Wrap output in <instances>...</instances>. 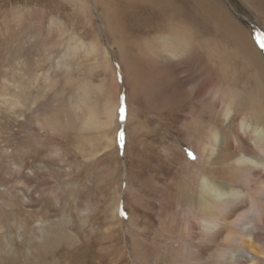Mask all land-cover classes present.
I'll list each match as a JSON object with an SVG mask.
<instances>
[{
  "label": "rangeland",
  "instance_id": "1",
  "mask_svg": "<svg viewBox=\"0 0 264 264\" xmlns=\"http://www.w3.org/2000/svg\"><path fill=\"white\" fill-rule=\"evenodd\" d=\"M180 1L191 53L146 0H0V264L206 261L202 146L233 118L264 128V0Z\"/></svg>",
  "mask_w": 264,
  "mask_h": 264
},
{
  "label": "bare ground",
  "instance_id": "2",
  "mask_svg": "<svg viewBox=\"0 0 264 264\" xmlns=\"http://www.w3.org/2000/svg\"><path fill=\"white\" fill-rule=\"evenodd\" d=\"M174 1L175 0H146V2H149V4L153 3L154 5L156 4L159 9L161 8V15H164V18H167L170 26L172 25V28L169 30L173 35H175L174 37L178 38V42L180 40L185 42L184 46H182L183 44H179L182 47L178 45L180 47L178 51L191 53L193 51L192 50L190 52V50L193 48V43L190 40L192 36H189L188 30H185V28L184 30L181 28L179 29V23L177 22L184 19L177 17L179 14H177V11L182 10L184 6L179 8L180 5H182L179 4L177 5L179 7H176V9L174 7ZM114 13L116 16L114 15L115 17H113V23L109 24H111L113 29L118 31L119 42L121 41V43H124L122 45L127 47L125 34H123L124 29L122 30V28L118 26V16L116 12ZM183 22L185 23V20ZM173 25L175 27H173ZM165 28L166 27L164 26V30ZM163 34L164 33H162V35H158L163 37ZM148 36L149 35H147V37ZM164 40L165 38L159 40L157 47L155 46V50H161L164 45L167 46V39L165 41ZM150 41L151 40H149V42ZM151 47L153 46L150 44L149 48ZM174 49H176V47H174ZM153 53L156 55L157 52L154 51ZM132 57L134 56L132 55ZM153 59L154 58L152 57V60ZM125 69H122L124 77H126ZM259 76H261L260 79L264 81V77L260 72ZM262 86L264 87V83H262ZM11 101L12 104L19 102L18 100L15 102L13 100ZM113 102L114 103L108 109V119L110 120L108 122L109 124L112 123L111 119L116 114L115 109L118 106V100ZM239 102H243V97H241ZM128 115L129 116L127 120L130 122V111L128 112ZM227 115H230L228 111H225L222 114L223 117H226ZM137 116L138 113L135 116V120ZM259 120L261 122L264 121L262 118L258 119V121ZM138 121L139 120H136V122ZM262 127L263 126L258 122H249L246 121L245 118H233L225 125L219 124V126L215 129H213L214 127L212 126V128L210 127L209 130H206L208 133L206 139L204 140L205 143L202 146L203 148L201 154H204V152L208 150L209 157L213 155L209 163L213 167L210 165H205L204 167L200 168L201 172H199V178L201 180H199V183L197 184L201 195L199 199L197 197L196 201V229L190 232L193 233L191 235L192 239H197L198 242L195 244L200 246L199 248H201L200 251L202 252V255L207 254V258L205 259L206 261H203L202 259L191 260L195 264H264V128ZM205 160H207V158ZM204 162L205 161H203V163ZM206 162L205 164H207ZM179 192L183 191L180 189ZM187 201L189 202V200ZM191 223H193L192 220ZM191 228L193 229V227ZM199 243H201L202 246ZM187 246L188 245L185 246L186 248L184 247V252H186V255L192 259L190 256L191 252ZM183 263H185V260Z\"/></svg>",
  "mask_w": 264,
  "mask_h": 264
},
{
  "label": "snow or ice",
  "instance_id": "3",
  "mask_svg": "<svg viewBox=\"0 0 264 264\" xmlns=\"http://www.w3.org/2000/svg\"><path fill=\"white\" fill-rule=\"evenodd\" d=\"M118 111L121 113V118H123V117H122V113H123L124 109L121 107V108H119Z\"/></svg>",
  "mask_w": 264,
  "mask_h": 264
}]
</instances>
